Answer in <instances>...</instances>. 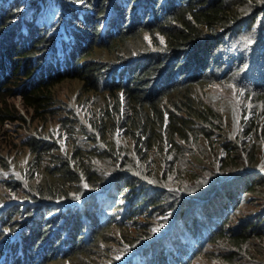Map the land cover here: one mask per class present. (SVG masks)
<instances>
[{
	"label": "trees",
	"instance_id": "obj_1",
	"mask_svg": "<svg viewBox=\"0 0 264 264\" xmlns=\"http://www.w3.org/2000/svg\"><path fill=\"white\" fill-rule=\"evenodd\" d=\"M53 1L59 7V20L67 18L77 24V40L71 47H67L79 53L69 70L60 67L58 55L52 52L55 48L54 33H49L48 26L36 21L37 13L43 6L42 1L30 0L33 5L27 6L22 0H0V57H14V65L18 61L24 64L8 74L1 66L0 131L7 122L25 120L17 110H10L8 103L2 99L6 100L10 96L15 98L22 85L32 76L34 87L28 82L27 87L20 91L25 105L37 110L39 114L36 118L44 121L59 115L60 130L63 128L73 143L69 159L53 152L58 149L54 140L34 135L24 140L33 154L30 163L32 167L41 165L46 158L52 160V164L46 166V181H32L35 190L26 197L35 202L70 197L71 191L66 187L80 182L81 178H85L92 188L99 187L104 177L94 178L90 167L83 160L88 155H114L111 152L114 147L106 139L118 128L125 129L135 148L141 146L149 151L159 147L164 171L173 175L180 174L183 164H179L186 159L188 152L183 142L193 140L194 147L203 133L210 136V131H217L222 125L221 115L205 100V87L217 83H237L241 85L238 88L246 91V96L264 105V75L260 83L255 85L256 89L246 88L252 87L246 84L248 79L258 68H264V0H113L112 3L110 0ZM112 9H116L118 15H109ZM106 18L108 25L104 27ZM143 31L152 36L154 44L147 47L146 42V46L137 43L127 47ZM159 36L164 38L163 43ZM95 48L107 50L113 57H94L92 51ZM128 57L132 62L126 66L130 73L125 81L123 74L117 77L112 62L127 61ZM219 70L224 72L222 78L215 76ZM109 76H112L110 84L113 81L114 84L103 91L99 83ZM64 79L82 81V85L88 89L82 95L85 97L84 105L94 97L99 100V92H107L108 99L104 104L96 108L85 107L87 122L107 144L106 150H82L77 145L70 126L79 127L81 132L86 127L78 125V117L73 109L66 111L65 106H55L56 93L53 88ZM196 86L199 87L198 93ZM64 135L61 133L60 136ZM116 153L121 155L119 151ZM178 154L183 157H178ZM0 166H8L7 159L1 153ZM150 168V173L157 171L154 165H150ZM123 169L132 170L126 161L109 165V171L126 173ZM157 174L161 175V172L157 171ZM141 175L154 180L155 184L160 183L147 173ZM124 176L129 177L127 186L132 192L138 185L135 181L137 176L132 173ZM169 179L166 177L163 183ZM122 181L123 177L119 182ZM5 184L12 190L20 188V184L15 181ZM200 185L194 182L191 188ZM236 186L238 184L231 188L235 189ZM160 191L164 197L158 200L157 193L147 190L136 192V204L149 201L150 205L156 207L149 210V217L157 210L164 211L182 203L179 192ZM235 195L234 192L225 196L220 205L226 207ZM93 201H96L95 195L91 196ZM43 207L44 204H39L38 209L33 210L20 203L14 208L15 214L19 216L27 211H33L32 216L42 214L35 219L33 232L26 234L27 242L33 243L32 250L43 256L42 259L35 257L36 264H57L56 260L66 264L80 254L89 256L88 264H99L98 256L108 252L114 242L121 244L113 225L117 226L130 248L146 235L150 236V223L142 227L137 235L129 230L126 219H134V216L124 218L120 215V219L114 220L112 226L96 224L95 210L90 208L86 216L92 222V239L83 241L82 213L72 211L69 206L66 211L56 209L55 215L51 216L48 209L42 210ZM251 216L245 214V219L240 220L236 231H227L222 238V234H218L214 241L221 238L217 243L227 249L240 247L252 238L264 239V216ZM6 218L10 220L9 216ZM61 225L62 228L58 229ZM13 227L14 224L9 225L10 229ZM65 230H69L68 236ZM176 258L180 260V257Z\"/></svg>",
	"mask_w": 264,
	"mask_h": 264
},
{
	"label": "clouds",
	"instance_id": "obj_2",
	"mask_svg": "<svg viewBox=\"0 0 264 264\" xmlns=\"http://www.w3.org/2000/svg\"><path fill=\"white\" fill-rule=\"evenodd\" d=\"M22 1L24 5H33L30 0ZM41 1L43 6L37 13L36 21L40 25L48 26L49 33H54L55 48L52 52L58 55L60 67L69 70L76 62L79 53L67 47V45L71 47L77 40V24L67 18L59 20L57 18L59 7L53 0ZM110 2L112 3L113 0H110ZM110 11L112 12L109 15H118L116 9ZM81 17H84L83 13H81ZM103 23L104 27L107 26L108 18ZM50 54L51 51L48 55ZM14 60V57L1 56L0 72L2 65L7 70L6 74L16 69L15 67L24 65L20 61L14 65ZM131 62L130 57L127 61L114 60L112 62L117 70L116 75L118 78L119 75L123 74L125 81L128 80L130 69H127L126 66ZM262 70L264 68H258L257 72L248 79L246 84L252 85V87L245 86L247 90L256 89L255 85L260 83L259 80L264 75ZM223 74V70L215 72L216 78H222ZM111 79L112 76H109L107 80L100 81L99 86L103 91L114 84V81L110 84ZM28 82L34 87V80L31 76L17 94H22L20 91L27 87ZM233 84L235 88L242 89L241 92L246 93L243 88H238L240 84ZM198 86L201 85L198 84ZM203 93L206 96V93ZM229 94L237 102L239 111L238 130H230L224 115L218 108H215L222 118L221 127L217 131H210V136L203 133L199 138V143L192 149H188L180 174L173 175L168 171H164L163 164H153L157 171L161 172L164 179L175 177L172 182L169 179L163 183L164 179H156L160 183L155 184L152 179L142 177L141 174H136L130 169H123L126 173L109 171L107 177L101 176L104 177V182L97 188H92L84 178L90 188L81 192L75 190L76 194L71 192L70 197L67 198L35 202L28 197L24 199L21 196L11 197L8 195L9 198L18 201L9 202L0 207V264H36L35 257L43 258L40 253H35L32 250L31 244L33 243L27 242L26 239L27 232L31 231L32 233L35 228V219L41 217L42 214L38 213L37 216H32L33 211H27L20 216L16 215L14 208L20 203H24L27 208L33 210H37L39 204H44L42 210L48 209L51 216L55 215L56 209L61 208L66 211L69 206L72 211L82 213L84 221L83 241L92 239L90 230L92 222L86 216V212L90 208L95 210L96 224H105L106 227L112 226L114 220L120 219V215L124 218L134 216V219H126V224L134 235H137L138 231L143 229L142 227L150 223V236L146 235L133 248H130L129 243L122 238L117 226L113 225L112 228L115 234L120 237L121 245H124L125 249L120 251L117 247H114L117 244L114 242L108 252L97 257L99 264H176L178 261L177 264H193L194 260L205 252H208V254L202 264H264V248L262 247L264 239L252 238L240 247L232 246L227 249L221 248V245L217 243L227 231L238 229L240 220L245 219V214H252L251 218H254L257 214L264 216V108H257L240 96L237 91H232ZM85 122L89 125L86 119ZM84 126L86 127V125ZM231 131L233 135H231ZM83 133H85V138L80 140L86 142L87 145L81 146L78 142L79 139L76 138L80 149L101 150L105 146L101 141L102 138L98 135L95 139L92 138V133L87 128ZM115 135H117V132H115ZM215 138H222L219 146H217ZM95 142L97 145H94ZM183 143L185 144V142ZM154 149L152 148L149 151ZM211 150L217 155L220 154V151H223V154L217 157V161H214L212 160ZM158 155L162 159L159 152ZM64 156L71 159V153ZM194 157L202 161L201 165H196ZM121 163L122 160H120ZM129 173L137 176L135 181L138 185L132 192L131 188L127 186L129 177L124 176ZM122 177L123 181L119 182ZM194 182H199L201 185L192 189ZM234 184H238V186L232 189L231 186ZM144 190L157 193V200L164 197L160 194V190L179 192L182 203L173 208H166L164 211L157 210L153 216L149 217V210L156 207L150 205L149 201L144 204H136V192ZM219 190H222L221 194ZM234 192L236 195L232 196V200L228 205L226 207L221 206L220 204L225 196L232 195ZM250 193L254 195L251 196ZM94 195L96 201L91 202V196ZM252 197L255 198L252 199ZM255 202L260 204V207H256ZM246 204L255 205V207L245 209L242 216H238L237 213ZM6 216H9L10 220ZM211 217L214 219L210 220ZM10 224H14L13 229L9 228ZM61 228L62 225L58 226V229ZM68 232L69 230H65L66 236H68ZM218 234H222L221 238L214 241ZM214 246H216V249L213 251ZM113 252H118L117 257L112 256ZM254 252H259L258 257L254 256ZM108 256L111 257L110 263H103L102 259ZM176 257H180V260ZM17 259H21V261H17Z\"/></svg>",
	"mask_w": 264,
	"mask_h": 264
},
{
	"label": "rangeland",
	"instance_id": "obj_3",
	"mask_svg": "<svg viewBox=\"0 0 264 264\" xmlns=\"http://www.w3.org/2000/svg\"><path fill=\"white\" fill-rule=\"evenodd\" d=\"M161 42L163 43L164 38L159 36ZM147 47L154 44L151 35H148L147 32L143 31L139 34V36L133 39L128 45L131 44H140L142 46ZM94 57H101L103 59H108L113 57L110 55L109 51L95 48L93 51ZM53 90L56 93V105L58 107L65 106L66 111L68 109H73L76 117L79 118V124L86 125L87 130L92 133L91 135H97L96 130L89 126L85 119L87 120V116H85V107L91 106L93 108L99 107L104 104L108 97L107 92L101 93L99 92V100L97 97H94L89 103L86 105L83 104V93L88 91L83 85L82 81L78 79H64L59 82ZM92 91V90H89ZM206 102L214 107L218 108L220 112L224 115L228 127L230 130L237 131L238 130V121H239V111L237 102L231 97L229 93L232 91H237L240 96L244 97L247 101L254 104L257 108L263 109L264 105L262 102H258L255 98H250L246 96L241 89H237L234 87L233 83H217L214 85L208 86L205 90ZM196 92H199V87L196 86ZM3 102H7L8 108L11 110H17L19 114H21L25 120H15L11 122L5 123L3 129L0 131V153L7 159L8 166L3 167L0 166V207L8 204L9 202H16L17 199H11L8 197H18L21 196L26 199V196L29 192H33L35 187L32 185V181L43 182L46 181L47 169L46 166L52 164V160L50 158H46L42 161V164L37 167L31 166V160L33 154L30 152L28 146L24 144V140L28 138L30 135L37 136L39 138H45L49 140L56 141L58 146L57 150L53 152L56 154L67 155L73 152V143L72 139L69 138L67 132L62 128L63 132H61L60 128V119L59 115L49 117L47 121H44L40 118H36L39 112L37 110H33L28 107L24 103L23 96L18 94L15 96H10L8 99H2ZM57 108V107H56ZM67 113V112H66ZM71 131L75 135L76 138L84 139L85 133L83 131H79L78 127L70 126ZM117 132V135H115ZM113 132V134L109 135L106 141L110 142L113 145V154L108 156L104 155H88L84 158V164L90 167L92 171V176L101 177L109 175V165L111 163H119L120 160L126 161V164H129L132 171L136 174L147 173L155 179H164L161 175L157 174V171H153L150 173V165L153 164H162V159L158 155L159 147H155L153 151H147L145 148L139 146L135 148L133 141L127 136L125 133V129L118 128ZM61 133L65 135L61 137ZM231 135L232 131H231ZM194 135H192L193 139ZM79 139V143L81 146L87 145L86 142ZM102 143L105 145L101 150L107 149V144L101 139ZM217 146L221 144L222 138H215ZM94 145H97L95 142ZM193 147L192 142H187L184 144L185 149H190ZM142 148V149H141ZM141 149V150H140ZM116 151L122 153V155H118ZM213 154L212 160L217 161V157L223 154V151H220V154H215L212 150ZM178 157H183L181 154H178ZM184 160L180 162L179 165H182ZM194 162L196 165H201L202 161H199L197 157H194ZM50 177L54 179L52 173H50ZM175 177H172L170 181L172 182ZM18 182L20 184V188L16 190H12L9 188V185H6V182ZM233 183V182H231ZM90 188L87 185L85 179H82L80 182L71 184L67 186L66 189L76 194L75 190L83 191L85 189ZM219 193H222V190H219ZM253 196V193H250ZM255 197H252L254 199ZM256 207H260V204H256ZM255 205L246 204L240 212L237 213L238 216H242L247 208H254ZM144 219V218H143ZM114 247H117L120 251L124 250L125 246L121 244H116ZM216 249L214 246L213 251ZM116 251V250H115ZM118 252H113L112 256L117 257ZM259 253V252H258ZM258 253L254 252V256L258 257ZM208 252L202 253L199 255L193 262V264H202L206 259ZM120 257V256H118ZM77 258V259H76ZM89 256L87 254H80L78 257H74L73 260H70L66 264H88ZM111 257H105L102 259L103 263H110ZM57 264H62V260H56ZM236 264V263H235Z\"/></svg>",
	"mask_w": 264,
	"mask_h": 264
}]
</instances>
